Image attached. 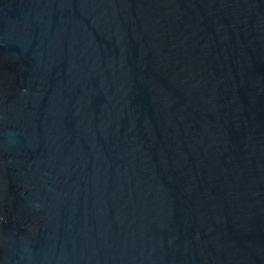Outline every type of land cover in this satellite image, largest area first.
<instances>
[{"label": "water", "instance_id": "1", "mask_svg": "<svg viewBox=\"0 0 264 264\" xmlns=\"http://www.w3.org/2000/svg\"><path fill=\"white\" fill-rule=\"evenodd\" d=\"M0 264H264V0H0Z\"/></svg>", "mask_w": 264, "mask_h": 264}]
</instances>
